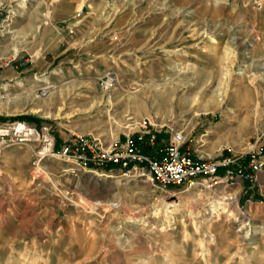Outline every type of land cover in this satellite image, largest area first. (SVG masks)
<instances>
[{
    "label": "rangeland",
    "instance_id": "1",
    "mask_svg": "<svg viewBox=\"0 0 264 264\" xmlns=\"http://www.w3.org/2000/svg\"><path fill=\"white\" fill-rule=\"evenodd\" d=\"M0 59V126L36 132L0 152V264H264V173L163 187L50 151L145 117L198 159L263 147L264 0H15Z\"/></svg>",
    "mask_w": 264,
    "mask_h": 264
},
{
    "label": "built area",
    "instance_id": "2",
    "mask_svg": "<svg viewBox=\"0 0 264 264\" xmlns=\"http://www.w3.org/2000/svg\"><path fill=\"white\" fill-rule=\"evenodd\" d=\"M14 1L0 0V14L7 12ZM11 61L0 59V68ZM117 81L116 74L107 73L100 84L103 89L110 90ZM47 93L42 89L43 95ZM131 130L116 135L109 142L96 136H77L64 141L59 148L53 144L50 151L53 155L74 161L85 170L103 174L120 171L123 176L145 177L163 187L191 184L199 178L211 186L223 184L232 187L242 181L256 182L258 173L264 170V146L243 159V156L221 154L220 157L198 159L185 146L184 131L173 125H157L145 117ZM35 135L34 129L29 127L0 126V152L8 141H14L16 137L20 141H28ZM261 137H264V132Z\"/></svg>",
    "mask_w": 264,
    "mask_h": 264
},
{
    "label": "bare ground",
    "instance_id": "3",
    "mask_svg": "<svg viewBox=\"0 0 264 264\" xmlns=\"http://www.w3.org/2000/svg\"><path fill=\"white\" fill-rule=\"evenodd\" d=\"M220 89H221V88H220ZM222 91H223V90H222ZM222 91L219 90V92H218L219 95H222ZM220 97H221V96H220ZM221 98H222V97H221ZM23 125H24V124H20V123H19V124H17V127H18L19 129H24L26 126L23 127Z\"/></svg>",
    "mask_w": 264,
    "mask_h": 264
},
{
    "label": "crops",
    "instance_id": "4",
    "mask_svg": "<svg viewBox=\"0 0 264 264\" xmlns=\"http://www.w3.org/2000/svg\"><path fill=\"white\" fill-rule=\"evenodd\" d=\"M263 170H261L259 173H258V178L261 180V178H262V176H263V173L264 172H262ZM258 179V180H259ZM244 183V181H242V182H240L239 184H240V186L242 185ZM259 183H260V181H259Z\"/></svg>",
    "mask_w": 264,
    "mask_h": 264
},
{
    "label": "trees",
    "instance_id": "5",
    "mask_svg": "<svg viewBox=\"0 0 264 264\" xmlns=\"http://www.w3.org/2000/svg\"><path fill=\"white\" fill-rule=\"evenodd\" d=\"M20 117H22V116H20Z\"/></svg>",
    "mask_w": 264,
    "mask_h": 264
}]
</instances>
